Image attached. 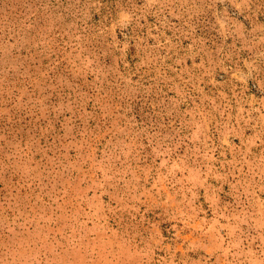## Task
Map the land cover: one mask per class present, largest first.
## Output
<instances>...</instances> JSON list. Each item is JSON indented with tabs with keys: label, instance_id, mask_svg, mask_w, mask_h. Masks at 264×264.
Wrapping results in <instances>:
<instances>
[{
	"label": "rangeland",
	"instance_id": "374dc122",
	"mask_svg": "<svg viewBox=\"0 0 264 264\" xmlns=\"http://www.w3.org/2000/svg\"><path fill=\"white\" fill-rule=\"evenodd\" d=\"M0 264H264V0H0Z\"/></svg>",
	"mask_w": 264,
	"mask_h": 264
}]
</instances>
